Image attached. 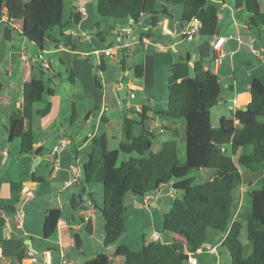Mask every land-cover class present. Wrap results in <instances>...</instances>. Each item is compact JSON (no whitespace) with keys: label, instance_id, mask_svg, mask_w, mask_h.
<instances>
[{"label":"trees","instance_id":"16d2710c","mask_svg":"<svg viewBox=\"0 0 264 264\" xmlns=\"http://www.w3.org/2000/svg\"><path fill=\"white\" fill-rule=\"evenodd\" d=\"M95 1L100 17L129 18L138 22L142 15L149 14L153 26L160 2L177 5L181 7L180 22L196 18L202 24L201 36L219 35L217 8L207 0ZM3 5L7 15L3 31L6 39H10L11 30L16 29L41 49L47 31L62 23L64 0H3ZM234 5L243 6L249 13L248 27L264 24V10L258 0H234ZM123 62L124 58L120 59V63ZM203 62L202 57L191 61L187 52L178 56L167 77L166 108L157 112L184 124L183 163H179L176 129L162 142L158 152L151 151L155 134L143 124L151 112L146 105L141 106L138 119L123 117L122 139L116 147H109L104 134L90 138L88 149L80 159L82 176L78 185L101 186L103 202L97 207L104 221L103 245L91 259H82V264H188L185 251H195L206 242L211 230L227 231L222 244L230 253V264H264V177L259 188L248 191L251 208L246 217V237L251 242V251L247 257L239 240L241 223L231 221L234 189L242 181L239 167L255 171L264 164V82L252 79L246 108H236L232 117L222 116L212 124V108L218 103L221 87L216 74L205 69ZM21 65L22 112L19 115L11 109L5 129L10 141L18 139L20 155H38L41 150L34 148L30 121L34 114L43 116L49 111V103L40 110L34 109V105L40 102L44 92L52 95L53 89L36 77L31 58H23ZM106 67L101 54L94 75L97 87H101L99 71H105ZM142 72V64L133 67L135 77L140 78ZM68 77L73 81L71 74ZM74 113L72 108V117ZM100 118L103 119L102 113ZM121 153L127 157L118 164ZM199 173L206 174L208 179L196 182L194 175ZM31 179L41 181L42 178L32 172ZM169 183L176 197L163 213L162 229L171 233V240H142L137 250L125 244L108 250L124 229L125 197L131 194L142 198ZM10 185L13 188V183ZM0 208L7 209L1 200ZM61 215L62 210L57 206L44 213L42 237L50 239L58 235L60 254L71 256L72 228L59 222ZM79 221L83 223L84 218L79 216ZM3 223L4 218L0 216V226ZM17 257L21 262V251Z\"/></svg>","mask_w":264,"mask_h":264},{"label":"crops","instance_id":"0c3cea01","mask_svg":"<svg viewBox=\"0 0 264 264\" xmlns=\"http://www.w3.org/2000/svg\"><path fill=\"white\" fill-rule=\"evenodd\" d=\"M208 3H212L217 8L218 22H219V35L226 37L224 48L227 52L225 57H229L230 65L235 60L240 61L242 66H248V78L244 83H241L237 87L233 85H227L229 97L227 100L231 101L228 108L231 109V115L236 108L245 109L246 104L250 100L249 87L252 79L257 78L264 82V55L262 58L258 57L254 50L264 49V24L257 27H248L247 21L249 13L243 6L236 7L234 0H207ZM261 10H264V0H258ZM4 5L3 0L1 2L0 11H2ZM175 6L160 2L158 8L155 10L157 13L155 16L156 24L152 25V19L149 14L142 15L138 22H133L129 18L123 19H107L106 17H98L96 11L95 0H64V11L62 15V23L57 26V30L50 29L47 31L46 37L42 44L41 49L34 43H30L18 30H11V38L6 39L3 35L5 23H0V200L7 205V209L0 208V216L4 218V223L0 226V264H59L60 251L58 249V235L50 239H43L38 233L39 222L42 220L44 213L52 207H60L64 210V203L66 199L63 196V192L67 189L73 191L77 190L78 184H70L71 171L70 164L75 158L81 159L82 152L87 151L88 143L92 136L104 134L108 138L110 136L114 140L119 142L122 139V119L124 116L132 119H138V112L142 105H146L151 109L149 118L144 120L143 124L145 128L153 132L155 136L160 137V144L157 147L156 152L161 149L162 142L171 136V131L176 129L178 134L176 136L177 143L186 142L184 124L178 120L165 116L161 113L163 108H155V101H149V103H135L131 99L138 96L139 91H148L149 89H155L163 81L167 83V77L171 68V65L177 61L179 55H184L186 52L190 56V60L194 61L200 57L203 58V66L205 69L212 71L213 68V51L211 49L214 37H206L198 35L190 42H194V56H191L187 47L182 48V38L179 36L181 27L185 21L180 22L177 18L179 26L176 29L173 27H162L167 19L172 18L171 11ZM180 7V6H179ZM84 8L85 11H81ZM181 14V7L179 8ZM159 21L161 23H159ZM102 23L105 25L102 27ZM96 24L95 34L91 25ZM101 28L108 29L111 38L106 39ZM142 36H148L150 38V44L144 47L141 40ZM237 37L239 40L235 39ZM85 42L90 45L89 49L83 48ZM117 42L121 45H128L126 48L121 47L119 49V62H114L111 58L104 56V60H108L106 70H110L107 77H103L101 71H99L101 87H97L94 82V75L98 70V62H100L99 52L106 46H111ZM153 43H159L160 45H167L166 48L156 47ZM249 50L250 54L257 57L260 60L258 65H253L249 57H246L245 51ZM98 51V53H94ZM91 52V54H86ZM44 54H56L58 62L60 64H66V74L70 83L74 84L78 90H71L68 94L69 104L65 103L61 109L50 104L49 111L41 116L34 114L30 121V127L33 131L34 148L40 149L38 155H21L25 157V162H33L38 158V162L35 164L34 170L38 168L39 172L35 174L41 177V181H32V171L30 166L16 170L14 175L10 168L8 173H5V167L10 159V145L11 141L8 139V134L5 126L8 122L11 109L15 110L19 115L22 112V85L20 82V76L23 71L21 61L23 58H31L35 75L43 80V75L47 79L45 83L46 87L53 89V94L48 95L49 100L46 99V104L55 98V91L57 83L55 82V76H60L59 68L53 59H47ZM97 55L99 60L97 59ZM224 57V58H225ZM124 58L123 64L120 63V59ZM224 61V60H223ZM42 63H46L44 66ZM136 64L143 65V72L140 78L135 77L133 73V67ZM223 63L213 70L218 76L223 74L225 68H221ZM252 66V67H251ZM57 68V69H56ZM69 68V71L67 70ZM71 74V79L68 76ZM123 76L124 81H130L134 89V97L129 98V90L127 89L126 98L121 99L119 92L115 89V83ZM224 75V74H223ZM231 78L234 80V74L230 72ZM230 77L225 74L224 77ZM148 88V89H146ZM147 98V97H146ZM45 101V100H44ZM123 101V103H122ZM43 102V97L40 102L34 105V109L40 110V103ZM77 102L80 106V111L77 108ZM72 108L75 111L72 117ZM55 119L59 116L65 120L69 118L68 125L74 133L67 135L66 133L53 131L50 133V122L45 123L42 117L50 114L52 111ZM119 110L118 119H113L116 124L117 130L120 129V136L115 132L113 122L110 120L106 113L110 110ZM165 110V109H164ZM102 113L103 119L100 118ZM220 117H226L222 114ZM219 117V118H220ZM232 117V116H231ZM230 118V117H226ZM63 122L60 123L62 126ZM76 130H74V128ZM73 128V129H72ZM39 139L35 142L36 136ZM66 139L67 145L60 146V140ZM8 142V143H7ZM47 143V145H44ZM47 146V147H46ZM49 148V149H48ZM83 154V156H84ZM16 159L15 157H13ZM43 161V164H41ZM58 164L55 168L54 165ZM28 170V172H27ZM4 173L6 175H4ZM10 183H13V188ZM46 186L42 196V206L38 211V216L33 219L32 222H26L25 213L22 216L21 226H17V218L15 212L22 210L18 207V204L29 203L38 199L41 195L42 187ZM73 187H75L73 189ZM88 190L92 191V188L88 187ZM29 193L27 196L26 194ZM93 197L94 192L92 191ZM170 198V203L167 200ZM176 197L175 192L169 184H163L155 192L151 193L149 205L146 206L142 202V198L130 196L128 205H131L136 201V208L138 211L144 210L147 207H152L156 211H151L150 218L154 222L155 216L162 218L163 213L166 212ZM165 198V199H164ZM95 199V197H94ZM139 199V200H136ZM96 201V199H95ZM97 205L102 203L97 202ZM148 209V208H147ZM72 210V209H71ZM134 211V209H132ZM73 211V210H72ZM23 212V211H22ZM100 212L96 210V207L90 204V208L87 211L78 208L77 211H73L70 214L72 221H61L69 225L72 228V235L79 231L86 220V217H92V230L94 231V214ZM40 215V216H39ZM240 212H235L231 218L233 220H239ZM79 216L84 218V222L80 223ZM124 216V229L122 234L116 240V242L109 247L108 250L112 251L117 246L125 244L131 248L130 231L127 229L128 219ZM40 219V220H39ZM242 228V225H241ZM241 230V229H240ZM157 234V237L154 236ZM227 231L217 232L209 231L207 234V240L205 243L215 247L214 252H199L195 254L197 264H230L231 257L228 250L223 246L222 241L226 236ZM88 234V233H87ZM41 236V239L47 240L49 243L46 245L47 259H44L40 255H37V249H35V243L37 238ZM142 240L144 242L159 241L168 242L171 240V233L157 227L155 224L150 225L146 230L142 231ZM28 242V243H27ZM119 242V243H117ZM73 243V242H72ZM141 246V244H140ZM131 248L133 250H137ZM32 251L36 254L37 261H30L25 252ZM21 251V262H18V252ZM57 252L54 255L51 252ZM251 251L248 249L244 257H247ZM72 258L83 259L82 257Z\"/></svg>","mask_w":264,"mask_h":264},{"label":"rangeland","instance_id":"374dc122","mask_svg":"<svg viewBox=\"0 0 264 264\" xmlns=\"http://www.w3.org/2000/svg\"><path fill=\"white\" fill-rule=\"evenodd\" d=\"M175 6L173 11H171V15L172 18L167 19L165 21L164 24H161V26L163 27H173V29H176L179 24L177 22V18L180 17V13H179V6L177 5H173ZM98 17H100L97 14ZM107 19H109L108 17H106ZM159 23H161L159 21ZM96 24L91 25L94 33L95 34V27ZM105 25L102 23V27H104ZM57 26H55L53 28V30H57ZM178 29V28H177ZM101 31H103V34L105 35L106 39L111 38V35L109 33L108 29H104L101 28ZM183 40V43L181 44V47L185 49V47H187L188 51H190L191 56H194V42H190L186 39H181ZM83 48L85 49H89L90 45L88 44V42H85L83 45ZM89 54H91V52H89ZM245 56L249 57V59L251 60L253 65H258L260 60L257 59V57H255L254 55L250 54L249 50L246 49L245 51ZM264 55V52H263ZM45 58L47 59H53L56 63V67L59 68L60 71V76L56 75L55 76V82L57 83L56 86V91H55V98L53 99V103L52 100H50L49 104L54 105V108L56 106H58L59 109L61 104H62V108L64 107L63 105L65 103L69 104L68 101V94L71 90H78L77 84L76 86H73L74 84L70 83V81L67 78L66 74V64L62 63L60 64L58 62L57 59V55L56 54H44L43 55ZM107 63L109 62L108 60H106ZM252 67V66H251ZM56 68V69H57ZM221 68H225V70H223V74H228V76L230 77H224V75L221 73L217 76L218 80H219V84L221 87V92L218 98V103L217 105H215L212 108V112H213V116H212V124H216L218 119H219V115L222 114L226 117H231V109L228 108L229 103H231V101L227 100V97H229V92L227 89V85H233V87H237L238 85H240L241 83H244L246 81V79L248 78V73H247V69L248 66H242L240 61L235 60V62L233 64L230 65L229 63V57L227 55V57L224 58L223 61V65ZM264 68V65H263ZM69 71V68L67 69ZM233 72L234 74V80L231 78L230 72ZM110 73V70H105L102 72L103 77H107ZM36 74V73H35ZM45 75V74H44ZM43 77L44 82L47 83V79L45 76ZM148 89V88H146ZM119 92V96L120 98L123 100L126 98V92H127V88L124 87V89L118 91ZM43 102L40 103L41 109L44 108V106L46 105V99L49 100L48 97V93L44 92L43 95ZM147 97V98H146ZM148 99H150L149 101H152L151 99H153L155 101V108L159 109L160 107L164 109L166 108V99H167V89H166V81H163L162 84L160 83L158 86H156V88L153 89H149L148 91H139L138 92V96H136L135 98L131 99L132 102L135 103H149ZM45 100V101H44ZM123 103V101H122ZM79 103L77 102V108L80 111V106L78 105ZM162 111V112H163ZM54 113H56L53 109V111L46 115L45 117H42L43 121L46 123L50 122V127H49V131L50 133L53 131L54 133L56 132H61V133H66L67 135H71V133H74L73 130L70 129L69 125H68V117L65 118V120H63V118H61V116L57 117L55 119ZM107 117L112 120L111 122H113V127L115 128V132L117 133V135L119 134L120 136V129L117 130L118 128H116V122L114 123L113 119H118L120 113L119 110L115 109V110H110L106 113ZM62 126L60 125V123H62ZM74 128V127H73ZM72 128V129H73ZM74 130H76L74 128ZM134 131H138V126L135 125L134 126ZM35 142L39 139V136L37 134L36 138H35ZM160 137L159 136H155L154 139L152 140V144H151V151L156 152L157 147L160 144ZM8 143V142H7ZM108 143H109V147L110 148H114L117 146L118 142L117 140H114L113 138H111L110 136H108ZM9 144L10 145V159L8 160V163L6 165L5 169V173H8V169L10 168L12 171V175H14V172L16 170H20L23 167L26 166H30V169L36 173L39 172L38 168L36 170H34V168L32 167V162H25V157L21 156L18 153V148H19V141L18 139H13ZM44 145H47V143H45ZM47 147V146H46ZM49 149V148H48ZM243 151H246V149H244ZM84 152H82L81 157H83ZM227 154L230 155V151L229 148H227ZM13 157H15L16 159H14ZM125 157H127V155L125 154H120L119 159H118V164L120 162V160L124 159ZM178 157H179V163H183L185 160V144L181 143L180 141H178ZM235 159V157H234ZM43 164V161L42 163ZM240 168V174H241V183L238 187V194L236 192L237 188L234 189V197H233V203L231 206V218L234 215V211L235 212H240L239 215V221L242 225V228L240 230V234H239V240L241 242V245L243 247V251L244 253L251 248V242L247 239L246 237V217L250 211L251 208V198L248 195V191L252 190V189H257L260 187L261 183H262V179L264 177V164L262 166H259L257 168V170L255 171H251L249 169H246L244 167H239ZM28 172V170H27ZM4 173V175H6ZM195 176V181L196 182H202L205 181L206 179H208V176L206 174L203 173H199ZM43 188H46V186H43ZM75 187H73L74 189ZM71 189H67L66 191H64L62 194L66 199V203H64V210L62 211V215L60 217L61 221H72V219H70V214H73V211L71 210L69 203H68V199L70 197L71 194ZM92 191L94 192V197L96 199L97 202L102 203V189L101 186L99 184L92 186ZM43 192L44 189L41 192V195L38 196V199L36 201H33L31 204L29 203H23L22 202L20 204H18V207L22 209L23 213H25V219L26 222H32L34 218H36L38 216V211L40 210V207L42 206V196H43ZM93 197V198H94ZM167 200L169 201L170 198L168 196ZM165 199V198H164ZM139 200V199H136ZM95 201V202H96ZM170 203V201H169ZM124 204L125 206L128 204L126 203V197L124 199ZM136 201L133 202L131 205H128L127 209L124 210L123 215H125V218L128 219L127 221V229L130 231V243L131 245H135V246H131V248L136 249L137 247L140 246L141 244V239H142V231L143 229L147 230L150 225H156L157 227H161V219L160 217H156L155 216V221L153 222L150 218V213L151 211H155V212H159L156 211L154 208L152 207H147L144 210L138 211L137 209H135L136 207ZM135 207V208H134ZM134 209V211L132 210ZM77 211V210H76ZM24 215V214H23ZM40 216V215H39ZM24 218V216H23ZM94 231L92 234H87L84 230L83 227L79 230L76 231L74 233H77L79 235V240L78 239H73V256L74 257H82L83 259H91L102 247L103 245V241H102V226H103V217L101 215L100 212H97L94 214ZM40 220V219H39ZM39 234L41 235L42 233V220L39 222V230H38ZM119 243V242H117ZM49 243L47 242V240H42L41 236L39 238H37V241L35 243V249H37L36 253L37 255H40L41 252L46 250V245H48ZM54 255H56V251L51 252ZM27 264H32V263H27Z\"/></svg>","mask_w":264,"mask_h":264},{"label":"built area","instance_id":"2783aa9c","mask_svg":"<svg viewBox=\"0 0 264 264\" xmlns=\"http://www.w3.org/2000/svg\"><path fill=\"white\" fill-rule=\"evenodd\" d=\"M81 11H85L84 8H81ZM7 21V15H6V9L5 7H3L2 11H0V23H5ZM201 22L196 19V18H190L189 20L185 21L184 25L181 27L179 36L182 39H186L188 41L193 40L196 36L200 35V28H201ZM235 39L238 41L239 39L237 37H235ZM141 40L144 44V47H146L148 44H150V38L148 36H142ZM226 41V37L224 36H215L212 45H211V49L213 51V57H212V61H213V70H217V68L223 63L224 57L226 55V48H224V43ZM156 47L159 48H166L167 45H160L159 43H153ZM128 45H121L120 42H117L111 46H106L104 48H102L99 52L101 54H103L104 56H107L109 58H111L114 62L118 63L119 62V49L121 47H127ZM255 54L262 58L263 57V52L264 49H256L254 50ZM94 53H98V51H94ZM89 54V53H86ZM97 59L99 60V57L97 55ZM99 63V62H98ZM44 66H47L46 63H42ZM124 87H126L129 90V98H133L134 97V87L132 85H130V81H124L123 80V76L121 75L120 79L115 83V89L116 91H120L122 89H124ZM68 143V141L66 139H61L60 140V146L64 147L66 146ZM58 164H55L54 167L56 168ZM70 171H71V180L69 181L70 184H79L80 180H81V176H82V170H81V160L79 158H75L74 161L71 162L70 164ZM29 193L26 194V196ZM151 198V194H146L142 197V202L144 205L148 206L149 205V201ZM23 216V212L22 210H17L15 212V217L17 218V226L20 227L21 226V219ZM154 236L157 237V234L154 233ZM215 247L211 246L210 244L207 243H202L195 251H185V254L187 255V263L188 264H197V260L195 257L196 253L199 252H214ZM26 257L30 260V261H37V256L35 253H33L32 251L28 250L25 252ZM41 257L44 259V261L47 259V253L43 252L41 254ZM59 264H82V260L81 259H76V258H72L71 256H64L62 254L59 255Z\"/></svg>","mask_w":264,"mask_h":264},{"label":"water","instance_id":"95a60500","mask_svg":"<svg viewBox=\"0 0 264 264\" xmlns=\"http://www.w3.org/2000/svg\"><path fill=\"white\" fill-rule=\"evenodd\" d=\"M1 2H2V0H0V6H1ZM11 24L13 25L12 22H11ZM97 67L98 66H95V68H97ZM37 162H38V158L32 162L33 168ZM236 192L238 194V188H237ZM130 196H131V194H128L126 196V203H128V199L130 198ZM68 203H69L70 208L73 211H76L78 208H81L82 210L87 211L90 208V204L95 206L96 210H99L97 207V203L95 202V199L93 198L92 191L88 190V187L85 184L80 186L77 190L71 192L70 197L68 199ZM91 223H92V217L91 216L86 217V220L83 224V230L88 234L92 230ZM74 238L78 239V236L75 234Z\"/></svg>","mask_w":264,"mask_h":264}]
</instances>
